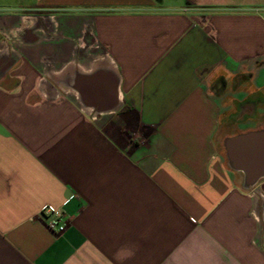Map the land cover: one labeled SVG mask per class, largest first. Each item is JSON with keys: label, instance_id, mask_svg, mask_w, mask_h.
<instances>
[{"label": "crops", "instance_id": "obj_1", "mask_svg": "<svg viewBox=\"0 0 264 264\" xmlns=\"http://www.w3.org/2000/svg\"><path fill=\"white\" fill-rule=\"evenodd\" d=\"M0 264H264V0H0Z\"/></svg>", "mask_w": 264, "mask_h": 264}, {"label": "built area", "instance_id": "obj_2", "mask_svg": "<svg viewBox=\"0 0 264 264\" xmlns=\"http://www.w3.org/2000/svg\"><path fill=\"white\" fill-rule=\"evenodd\" d=\"M41 214L46 217L50 218L49 225L54 230H57L58 232H62L67 227V220L65 217V214L62 209H54L50 206H45L41 210Z\"/></svg>", "mask_w": 264, "mask_h": 264}]
</instances>
